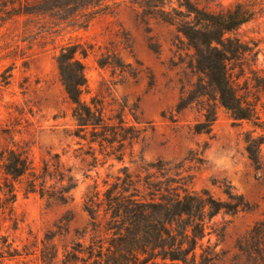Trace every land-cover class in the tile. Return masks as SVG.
<instances>
[{"label":"rangeland","instance_id":"obj_1","mask_svg":"<svg viewBox=\"0 0 264 264\" xmlns=\"http://www.w3.org/2000/svg\"><path fill=\"white\" fill-rule=\"evenodd\" d=\"M192 1L212 13L240 2L256 12V0ZM177 7V0H105L102 5L96 0H0V150L26 145L36 165L59 155L78 184L67 204L18 189L13 205L18 229L5 224L1 234L10 236L19 256L0 259V264H43L42 243L53 233L62 235L54 239L59 256L52 264H62L65 249L81 237L90 244L84 198L95 188L104 192L125 172L141 182L148 200L146 182L165 186L169 178L182 179L190 191H208L221 202L227 201L226 190L242 196L251 210L234 216L221 211L202 243L219 254L217 264H264V257L253 251L258 241L252 242L250 235L257 227L264 230V144L258 169L246 143L249 138L264 143V6L232 34L249 50L243 69L235 72L240 75L239 96L255 110L250 122L234 120L211 90L178 111L182 99L201 90V75L187 40L160 11ZM68 45L89 53L83 59L85 100L103 101L109 115L126 105V120L147 130L123 161L99 156L95 162L73 136V106L57 65V56ZM208 104L216 109L212 133L196 135ZM8 129L10 137L3 134ZM151 164L171 174L149 169Z\"/></svg>","mask_w":264,"mask_h":264},{"label":"trees","instance_id":"obj_2","mask_svg":"<svg viewBox=\"0 0 264 264\" xmlns=\"http://www.w3.org/2000/svg\"><path fill=\"white\" fill-rule=\"evenodd\" d=\"M96 1L102 5L105 0ZM177 2L178 7L171 8L170 12L165 8L160 11L164 21L175 26L187 40L194 52L195 69L201 75V90L195 91L191 98L182 99L178 111L186 109L193 100L206 97L211 90L234 120L253 121L255 110L239 96L240 75L235 72L237 67L243 69L249 50L232 34L257 16L258 8L264 6L262 0H256V12L251 4L240 2L219 13L201 9L192 0ZM88 55L83 47L68 45L57 56L60 79L73 106L72 118L76 124L73 136L80 145L87 146L86 154L95 162L99 156L123 161L128 154L133 155L135 145L147 130L141 128L140 123L130 124L126 120V105L109 115L103 101L93 98L88 103L85 100L88 80L83 59ZM203 117L204 120L195 126L196 135L212 133L216 120L214 105L208 104ZM3 134L10 137L12 132L3 130ZM246 143L249 159L261 169L260 148L264 143L256 138H249ZM148 167L171 174L170 169L161 165ZM181 181L169 178L165 186L163 182H146L143 188L150 197L148 200L142 196L141 182L125 172L123 178L106 185L104 192L97 188L88 192L84 198V211L90 220L91 242L87 245L83 236L80 238L83 242L67 247L62 264H148L158 260L164 264H217L219 254L210 245L202 243L211 221L221 211L234 216L250 211L251 206L231 190L225 191L227 201L221 202L208 191H190ZM77 186L59 155L42 159L36 165L26 145L1 149L0 259L19 256L18 249L9 243L10 236L1 234L5 224H10L14 231L18 229L13 205L19 188L27 195L37 194L67 204ZM259 228L250 234L253 236L251 241H258V247L253 251L264 257V230L259 231ZM58 235L62 232L47 235L42 243L43 264H52L58 258L59 249L54 244Z\"/></svg>","mask_w":264,"mask_h":264}]
</instances>
